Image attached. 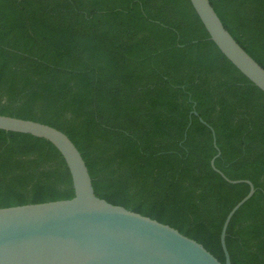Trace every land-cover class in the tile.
<instances>
[{
	"label": "trees",
	"instance_id": "1",
	"mask_svg": "<svg viewBox=\"0 0 264 264\" xmlns=\"http://www.w3.org/2000/svg\"><path fill=\"white\" fill-rule=\"evenodd\" d=\"M264 67V0H210ZM264 264V91L190 0H0V113L64 131L95 193L167 223L221 262ZM48 139L0 128V207L71 198Z\"/></svg>",
	"mask_w": 264,
	"mask_h": 264
},
{
	"label": "water",
	"instance_id": "2",
	"mask_svg": "<svg viewBox=\"0 0 264 264\" xmlns=\"http://www.w3.org/2000/svg\"><path fill=\"white\" fill-rule=\"evenodd\" d=\"M212 39L225 56L264 91V67L232 36L210 0H190ZM193 113L199 116L197 110ZM200 120L209 123L199 116ZM249 192L227 214L221 234L225 262L202 243L177 228L95 193L88 166L72 139L61 129L33 119L0 113V128L30 133L51 141L70 169L75 195L71 198L0 207V264H231L226 244L228 224Z\"/></svg>",
	"mask_w": 264,
	"mask_h": 264
}]
</instances>
